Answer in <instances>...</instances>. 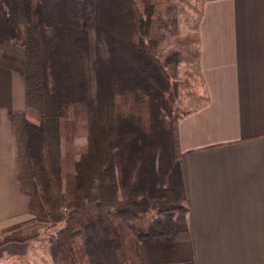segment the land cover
<instances>
[{
    "label": "trees",
    "instance_id": "16d2710c",
    "mask_svg": "<svg viewBox=\"0 0 264 264\" xmlns=\"http://www.w3.org/2000/svg\"><path fill=\"white\" fill-rule=\"evenodd\" d=\"M180 4L0 0V67L24 82L17 181L52 264H193L174 77L198 52L174 42Z\"/></svg>",
    "mask_w": 264,
    "mask_h": 264
},
{
    "label": "crops",
    "instance_id": "0c3cea01",
    "mask_svg": "<svg viewBox=\"0 0 264 264\" xmlns=\"http://www.w3.org/2000/svg\"><path fill=\"white\" fill-rule=\"evenodd\" d=\"M195 39L197 99L176 126L193 264H264V0H201ZM24 108L0 67V235L28 217L10 122Z\"/></svg>",
    "mask_w": 264,
    "mask_h": 264
},
{
    "label": "rangeland",
    "instance_id": "374dc122",
    "mask_svg": "<svg viewBox=\"0 0 264 264\" xmlns=\"http://www.w3.org/2000/svg\"><path fill=\"white\" fill-rule=\"evenodd\" d=\"M183 11L179 17V27L174 39L178 47L196 50L195 48V27L200 11L201 0H178ZM193 64L182 63L174 77L178 85L177 112L186 111L194 98V93L199 86V79L193 73ZM86 140L84 137H77L73 141L72 150L75 152V159L81 161L84 158ZM82 173L77 172L76 176L81 177ZM173 216H166L170 219ZM54 232L48 229V222L45 219L34 217L28 212L23 223L17 229H10L0 235V240L6 236L19 237L22 235L33 236L30 240L15 246L7 244L0 246V264H52L48 251V236Z\"/></svg>",
    "mask_w": 264,
    "mask_h": 264
}]
</instances>
